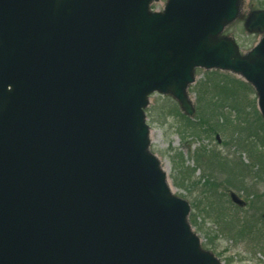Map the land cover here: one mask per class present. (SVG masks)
Segmentation results:
<instances>
[{
    "label": "water",
    "instance_id": "obj_1",
    "mask_svg": "<svg viewBox=\"0 0 264 264\" xmlns=\"http://www.w3.org/2000/svg\"><path fill=\"white\" fill-rule=\"evenodd\" d=\"M0 0V264H223L151 150L146 110L190 118L198 69L242 78L264 119L261 39L226 29L245 0ZM231 199L243 205L236 194Z\"/></svg>",
    "mask_w": 264,
    "mask_h": 264
},
{
    "label": "trees",
    "instance_id": "obj_2",
    "mask_svg": "<svg viewBox=\"0 0 264 264\" xmlns=\"http://www.w3.org/2000/svg\"><path fill=\"white\" fill-rule=\"evenodd\" d=\"M192 93L197 96L195 120L182 115L178 107L168 112L181 118L184 128L180 131L194 140L214 139L223 134L229 139L226 146H238L239 152L246 153L250 160L245 164L242 157L230 160L229 156H223L216 149H199L195 153L197 162L203 158L210 159L212 172L219 171L223 179L218 181L213 177L212 180L209 175L204 183L203 199L195 203L203 206L206 216L215 222L219 228L217 236L228 235L236 242L247 241L264 253V193L254 192L264 182V121L258 112L256 99L247 103L245 97L254 91L236 77L212 72L197 82ZM220 189L222 196L229 198L232 192L240 193L241 197L244 194L242 198L246 207L234 205L237 214L229 211L220 199H216L214 191ZM192 217L194 226L195 216Z\"/></svg>",
    "mask_w": 264,
    "mask_h": 264
},
{
    "label": "rangeland",
    "instance_id": "obj_3",
    "mask_svg": "<svg viewBox=\"0 0 264 264\" xmlns=\"http://www.w3.org/2000/svg\"><path fill=\"white\" fill-rule=\"evenodd\" d=\"M252 9H264V0H246V11ZM226 34L235 37L241 46L242 52L250 50L260 38L259 35L248 34L244 29L242 20L233 24ZM207 74L208 72L199 70L197 72V82L204 80ZM245 97L247 103L256 99L255 92L248 93V98ZM193 98L196 102L197 96L195 94ZM175 107L179 108L178 104L170 97L159 94H154L151 97L150 106L147 110L148 123L152 128L151 147L153 153L160 158L175 194L187 200L193 206L191 218L195 216L196 224L193 226L195 232L201 238L203 246L214 252L223 264H264V253L259 251L253 244L251 245L247 241L236 242L234 238L225 234V236H217L219 228L212 219L206 216L204 207L195 203L197 200L203 199L204 183L209 175H211L212 180L213 177H216L218 181L223 179L219 171L212 172L211 168L213 167H210V159L203 158L197 162L195 153L199 149L202 147L207 150L216 149L223 156H229L230 160L233 158L237 160L238 157H242L245 164L250 162L248 155L239 152L238 146H226L225 143L229 139L223 134L217 135L220 138V143L216 136L214 139L203 138L200 140L185 136L180 131L184 128L181 118L178 115L168 113L170 109H175ZM254 192L264 193V182L256 187ZM214 193L217 194L216 199H220L229 211L237 214V210H234V204L229 202L231 201L230 198L222 196V189L217 192L214 191ZM237 194L240 196V193ZM242 197H245V195L243 194ZM245 212L247 213L248 209ZM240 214L242 213L240 212Z\"/></svg>",
    "mask_w": 264,
    "mask_h": 264
}]
</instances>
